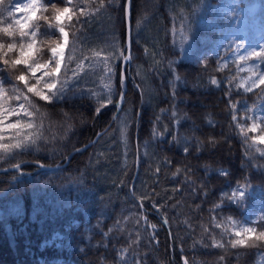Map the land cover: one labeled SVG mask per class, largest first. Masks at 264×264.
Listing matches in <instances>:
<instances>
[{"label": "trees", "instance_id": "obj_1", "mask_svg": "<svg viewBox=\"0 0 264 264\" xmlns=\"http://www.w3.org/2000/svg\"><path fill=\"white\" fill-rule=\"evenodd\" d=\"M43 1L37 17L50 19L31 22L35 37L19 35L11 0L0 5V29L12 24L15 33L0 31V145L10 146L0 147V168L29 161L0 172V264H264V143L253 140L264 136V52L220 66L213 49L239 5L133 0L131 78L119 116L67 166L38 170L35 162L63 163L111 122L127 50V0ZM52 4L79 18L64 22L56 88L39 82L36 95L16 80L24 73L31 86L36 76L11 62L32 39L33 59H50L62 39ZM18 120V130L6 128ZM251 206L256 231L233 248Z\"/></svg>", "mask_w": 264, "mask_h": 264}, {"label": "snow or ice", "instance_id": "obj_2", "mask_svg": "<svg viewBox=\"0 0 264 264\" xmlns=\"http://www.w3.org/2000/svg\"><path fill=\"white\" fill-rule=\"evenodd\" d=\"M69 3H71V0H68ZM85 2H87V0H85ZM4 4V0H0V5ZM101 6H103V4H101ZM17 8H20V5H16ZM52 11H53V18L56 21V27H58L60 34L63 36V43H56L55 46L51 47L50 51L53 54V58L55 60L54 66L49 67L47 64H39L37 63L34 59H33V55L32 52L35 49V44L36 41L35 39L30 40L26 45L21 44L20 48H19V55L18 57L12 61V65L13 67H15L16 65H20L23 64L27 67V70L29 73H31V75L33 77L36 76V73L38 71L43 70V75L41 77H36L37 83H39V81L41 79L44 78H53L56 76V74H58L61 70V63L63 60V49L64 47L67 45L68 42V32L66 31L65 27H64V20H68L71 21L73 19V17H77V13L75 11L72 10V8L69 7H63V8H58L56 4H52L51 5ZM21 11L25 12L26 15L24 16V18L21 19H17L15 21V25L18 26V31H19V35L21 37H25L28 35H31L32 37H35L36 33L32 32L29 33L26 31V29H28L31 26V22L34 19H42L44 21H49V17L48 16H36V13L38 11H40V6H38V0H31V2L29 4H25L23 6L22 9H20ZM9 16L12 15L11 12L8 13ZM88 12L85 8H80L79 10V16H87ZM0 31L4 32L6 35L8 36H12L14 35V31H13V25L9 24L7 27L0 29ZM3 46L0 45V48H2ZM14 47V45L12 44H8L7 48L8 50H12ZM38 51V50H36ZM125 59H128V57H124ZM0 59H2V57H0ZM4 65H8L9 61L7 59L3 60ZM109 73L111 74V69H109ZM16 80L17 81H23L25 82V86L27 87V91L29 93H35L36 95H40V92L37 91L36 86L35 85H31L28 86L27 81H28V77L24 74L21 73L20 75L16 76ZM261 84H264V78H261L260 80ZM213 84H216V81L213 80L212 81ZM45 87H47L49 90L55 89L56 88V84L53 80L52 83L46 84ZM0 91H2V89H0ZM44 100H48L50 99V97L48 95H44L42 97ZM21 110H23V105H21ZM99 111V109H98ZM7 114H12L11 112L7 113ZM30 114V113H29ZM233 120L236 119L235 116L232 117ZM0 123H2V118H0ZM21 127V123L18 120L16 123L14 124H8L6 125V128L8 129H13V130H18ZM28 127H31V125L29 124ZM249 131L251 132H256L257 131V125L253 124L251 125V127L249 128ZM26 139H29V137H26ZM254 141H259L260 143H264V136H254L253 137ZM22 146V143L18 142L15 145H11V147H20ZM0 147L3 148H7L10 147L8 145H0ZM185 152L188 151L187 148L184 149ZM179 171V169L177 170ZM175 175V174H174ZM256 231V229L254 228H247V229H243L241 232H237L236 236L238 237H242L240 239H236L233 240L231 242L232 247L235 248L238 245H244L246 244L248 241L243 238L244 234L246 233H254ZM257 239L259 240H264V232H261L259 234V236L257 237ZM222 247V245H219Z\"/></svg>", "mask_w": 264, "mask_h": 264}, {"label": "rangeland", "instance_id": "obj_3", "mask_svg": "<svg viewBox=\"0 0 264 264\" xmlns=\"http://www.w3.org/2000/svg\"><path fill=\"white\" fill-rule=\"evenodd\" d=\"M242 1L243 0H234L232 5H230L231 9H233L236 5H239V16L232 21L230 26L225 30L224 34L220 36L219 41L214 46V51L216 52V55L219 56L220 66H226L229 62L246 59L256 53L264 52V20L261 19V16L258 13L259 2L257 0H253L241 6ZM30 2L31 0H12L7 15L11 12L12 15L8 16L14 22L17 19L22 20L26 13L20 9H22L25 4H29ZM17 4L20 5V8L16 7ZM38 6H40V8L43 6V0H38ZM56 28L59 31L58 27ZM60 43H63V36ZM222 52H224V54ZM65 54L66 46L63 52L61 68L63 66ZM54 63L55 60L53 58V54L51 53L50 60L43 64H47L49 67H52ZM59 73L53 78L46 77L41 79L39 82L46 85L52 83L54 80L57 85V77ZM42 75L43 70L36 73V77H41ZM254 76L255 75H252V77ZM35 86L37 91H39L37 80ZM249 193L251 194L250 191ZM251 208L254 207H249L244 215L245 219L242 222V229H255L253 222L256 218L252 215V212L250 211ZM246 234L251 235L252 233Z\"/></svg>", "mask_w": 264, "mask_h": 264}, {"label": "water", "instance_id": "obj_4", "mask_svg": "<svg viewBox=\"0 0 264 264\" xmlns=\"http://www.w3.org/2000/svg\"><path fill=\"white\" fill-rule=\"evenodd\" d=\"M131 6H132V0H127V6H126V19H127V40H128V50H127V54L125 57H128V59H125L123 60V66H122V70H123V74H124V89H123V92L121 94V97H120V101H119V105H118V108H117V112L115 114V116L113 117L112 121H114L121 108L123 107V104H124V97H125V94H126V91H127V76L125 74V69H126V66L127 64L131 62V51H132V42H131V28H130V18H131ZM128 69L130 70V66H128ZM129 77H130V73H128ZM111 126V124L109 126H107L104 130H102L101 132H99L97 134V136L94 138V140H92L91 142H89L88 144L82 146V147H79V148H76L74 149L73 151L70 152L68 158L66 159V161L61 164V165H43V164H40V163H37L40 167V169H57V168H61V167H65L69 164L71 158L73 157V155L79 151H82L86 148H88L89 146H91L93 143H95L98 138L105 132L109 129V127ZM139 158V155H137V159ZM26 162H23V163H19V164H16L14 166H10V167H6V168H1L0 169V172L1 171H14V170H19L20 167L22 166V164H24ZM137 169H138V166H137ZM136 175H137V172H136ZM136 177V176H135ZM131 190L133 191L132 187H131ZM164 224L167 226L166 222L164 221Z\"/></svg>", "mask_w": 264, "mask_h": 264}, {"label": "bare ground", "instance_id": "obj_5", "mask_svg": "<svg viewBox=\"0 0 264 264\" xmlns=\"http://www.w3.org/2000/svg\"><path fill=\"white\" fill-rule=\"evenodd\" d=\"M64 50H65V47H64V49H63V52H64Z\"/></svg>", "mask_w": 264, "mask_h": 264}]
</instances>
